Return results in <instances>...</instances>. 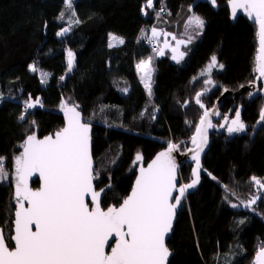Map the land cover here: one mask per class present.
<instances>
[{
	"label": "trees",
	"instance_id": "obj_1",
	"mask_svg": "<svg viewBox=\"0 0 264 264\" xmlns=\"http://www.w3.org/2000/svg\"><path fill=\"white\" fill-rule=\"evenodd\" d=\"M153 3L155 11L146 9L149 14L145 16L140 7L146 5V0H76V11L83 23L64 37H57L56 31L67 26L55 19L63 7L62 0H0V92L4 94L0 102V156L6 157L9 173L13 168L12 157L22 150L19 144L29 131V121H37L38 129L31 130L38 131L40 137L54 132L63 126L60 99L71 97L92 125L95 167L101 169V179L95 183L104 187L111 175L112 189L104 196V203H117L131 189L136 170L132 160L138 151L146 163L167 146V140L186 141L192 135L202 113L192 98L203 85V78L199 82L192 78L211 55L215 54L225 65L223 70H213L214 79L229 90L237 91L240 84L247 85L253 79L258 46L256 25L243 13L231 18L227 0H217V7L206 0H153ZM162 3L161 18H176L192 5L195 13L205 19L206 26L181 64L173 62L169 53L154 59L157 71L153 95L149 98L135 65L141 58L152 55V46L141 29H151ZM109 32L123 38L124 43L109 48ZM65 48H71L77 55L70 73H66ZM33 61L50 74L45 85L40 83L38 73L28 71L27 65ZM62 75L65 80L60 81ZM124 87L128 88L127 93L121 91ZM29 93L33 98L42 97L44 107L29 110L27 119L20 122L17 117ZM220 94V89L213 88L205 96L208 108ZM184 100L190 101L187 108L181 107ZM262 104L264 98L259 94L253 101L247 92H242L223 98L219 111L231 117L234 111L230 109L243 105L242 117L251 132ZM154 108L158 109L156 119L151 118ZM186 119L193 123L185 124ZM222 119L221 115L215 124ZM113 159L117 160L115 165L109 163ZM202 163L221 184L247 200L254 192L249 178L252 175L264 178V131L259 126L251 138L248 134L229 137L225 130L214 131ZM190 165H182L183 182L191 178ZM221 184L202 173L201 183L188 195L167 241L174 253L171 264H217V253L219 264H225L233 253L232 264H251L257 245L264 241V219L248 209L230 207L223 199ZM30 186L36 188L38 180L31 181ZM13 194L10 179L0 182V227H4L6 236L13 219L9 214L10 203L14 212ZM233 202L238 200L233 198ZM254 207L264 214V200ZM245 217L246 223L237 227L235 221ZM5 221L9 223L5 225Z\"/></svg>",
	"mask_w": 264,
	"mask_h": 264
},
{
	"label": "snow or ice",
	"instance_id": "obj_2",
	"mask_svg": "<svg viewBox=\"0 0 264 264\" xmlns=\"http://www.w3.org/2000/svg\"><path fill=\"white\" fill-rule=\"evenodd\" d=\"M75 2L62 0L63 7L55 19L66 22L67 26L56 31L57 37H64L83 23ZM210 3L213 7L218 6L217 0H210ZM227 6L231 18L235 19L242 11L256 25L258 46L254 57V77L247 82V88L251 89L247 95L253 101L257 94L264 98V0H227ZM146 9L155 11L153 0H146V5L140 7L141 14L147 16L149 13ZM163 11L162 3L160 11L156 12L157 19ZM188 11L190 15L184 22L185 30L179 35L153 25L151 34L144 36L152 45V55L141 58L135 67L149 98L153 95L154 74L157 71L154 59L165 56L167 50L171 53L170 59L181 64L191 51L194 40L205 29V19L195 13L192 5H189ZM47 27L45 21L44 28ZM144 32L145 29H141V33ZM161 37L164 38L163 43L160 42ZM114 42L123 44L124 40L109 32L108 47L112 48ZM64 55L66 73H70L76 65L77 55L71 48H65ZM224 68L225 65L213 54L192 78L196 82L203 78L201 89L192 98L202 110L192 135L188 141L167 140V146L158 151L146 167L144 156L138 151L132 160L136 174L131 190L117 203H104V196L112 189L111 175L104 187H98L95 183L101 179V169L95 167L92 125L90 120L84 119L79 104L73 103L71 97L66 99L62 96L59 110L63 113V126L42 138L38 131L31 130L38 129L37 121H29V131L19 144L22 151L12 157L11 173L5 166L6 157L0 156V182L10 179L14 187V212L11 211L12 204H9L10 217L14 218L11 219L9 234L6 236L4 227H0V264H171L170 257L174 253L168 246L167 238L174 230V221L183 210L189 190L201 183L202 173L221 184L202 163V154L210 143L209 129H223L229 137L248 134L250 138L257 126L264 131V104L259 107L258 118L251 125V132L242 117L243 105L230 109L234 111L231 117L220 113L215 105L207 107L204 98L213 88L220 89L221 95L229 91L228 86L214 79L213 70ZM27 69L31 73L39 72L42 85L47 83L50 74L39 69L36 61L29 63ZM59 80H65V75L60 76ZM245 87V84L239 85V88ZM121 91L127 93L128 88L124 87ZM3 100L4 94L0 92V102ZM189 104V100H184L181 107L187 108ZM37 106L44 107L42 97L33 98L29 93L22 102L18 121H25L29 110ZM156 111L158 109L154 108L152 119H156ZM221 115L222 121L214 124L212 117ZM192 123L185 120V124ZM189 143L191 147L187 146ZM175 153L191 161V178L188 182H183L182 165ZM109 163L115 165L117 160ZM37 173L40 185L32 188L29 179ZM249 183L256 192L247 200L240 199L235 190L221 184L225 192L223 199L232 208L243 206L264 219V214L254 207L258 201L264 200V178L252 175ZM233 198L238 203H234ZM247 219H239L235 224L237 227L244 225ZM8 223L5 221V225ZM111 238H114V244H110ZM107 247H110V251L106 250ZM196 247L199 251L198 239ZM236 247L244 251L240 244ZM234 256L233 253L225 264H232ZM215 259L219 264V253ZM251 264H264V241L257 245Z\"/></svg>",
	"mask_w": 264,
	"mask_h": 264
},
{
	"label": "water",
	"instance_id": "obj_3",
	"mask_svg": "<svg viewBox=\"0 0 264 264\" xmlns=\"http://www.w3.org/2000/svg\"><path fill=\"white\" fill-rule=\"evenodd\" d=\"M246 87L245 88H239L237 91H232V90H229L228 92H226V93H224L223 95H221L220 94V96L215 100V102L213 103V105L210 107V108H212L214 105L216 106V108H217V110L219 111V108H220V105H221V101H222V99L223 98H225V97H227V96H229V95H232V96H236V95H239V94H241L242 92H248L249 90H251V89H248L247 88V85H245ZM220 112V111H219ZM62 116H63V113H62ZM220 119V116H213L212 117V120H213V123L215 124L218 120ZM63 120H64V117H63ZM258 127L259 126H257V130H258ZM223 129H219V128H217V129H209V141H210V135L214 132V131H216V132H220V131H222ZM256 130V131H257ZM256 133V132H255ZM254 133V134H255ZM253 134V135H254ZM252 135V136H253ZM43 136H41V138H42ZM189 140V139H188ZM188 140H186V141H188ZM189 147H191V144L189 143ZM166 147V146H165ZM164 148V147H163ZM163 148L162 149H160L159 151H161V150H163ZM207 149H208V146L206 147V150H205V152L202 154V158H203V156H204V154L206 153V151H207ZM22 151V150H21ZM158 152V151H157ZM156 152V153H157ZM155 153V154H156ZM155 154L149 159V161H147L146 163H144V166L146 167L147 166V163H149L150 161H151V159L155 156ZM174 155H176V157H177V160H178V162L181 164V165H183L184 163H189V164H191V161L190 160H188V159H186L183 155H181L180 153H175ZM95 166H96V164H95ZM135 174H136V170H135ZM190 174H191V170H190ZM33 180H38V186L36 187V188H38L39 187V185H40V181H39V175H38V173L37 174H34L32 177H30V179H29V185H30V183H31V181H33ZM134 180H135V175H134V179H133V182H134ZM197 187H198V185H197ZM196 187V188H197ZM195 188V189H196ZM195 189H191V190H189V194L192 192V191H194ZM131 190V189H130ZM130 190H129V192H130ZM188 194V195H189ZM13 218H14V216H13ZM176 221V220H175ZM175 221H174V224H175ZM172 235V233H170L169 234V236H168V238H167V241H168V239L170 238V236ZM115 243V240H114V238H111L110 239V244H114ZM106 250L107 251H110V247H107L106 248Z\"/></svg>",
	"mask_w": 264,
	"mask_h": 264
},
{
	"label": "rangeland",
	"instance_id": "obj_4",
	"mask_svg": "<svg viewBox=\"0 0 264 264\" xmlns=\"http://www.w3.org/2000/svg\"><path fill=\"white\" fill-rule=\"evenodd\" d=\"M212 5V4H211ZM238 13H243L242 11H239ZM190 15L189 11L183 9L179 15L176 18H159L156 19L154 25L158 28V29H163L165 31L168 32H172L175 33L177 35H179L180 33H182L185 29H184V22L187 19V17ZM163 37L160 38V42L163 43ZM118 42H114V45L117 44ZM151 45V44H150ZM152 46V45H151ZM167 53H169V57L171 55L170 52H167L166 50V55ZM159 58V57H158ZM174 62V61H173ZM66 63V61H65ZM39 77L40 74L39 72H37ZM45 85V84H44ZM147 95V94H146ZM32 110V109H30ZM103 141V140H102ZM100 142L99 145H102L103 142ZM189 145V144H188ZM190 146V145H189ZM183 151V150H182ZM253 194L256 192V189L253 187ZM250 198V197H249ZM248 198V199H249ZM238 203V202H236ZM239 208H244L243 206H240ZM245 209V208H244Z\"/></svg>",
	"mask_w": 264,
	"mask_h": 264
},
{
	"label": "crops",
	"instance_id": "obj_5",
	"mask_svg": "<svg viewBox=\"0 0 264 264\" xmlns=\"http://www.w3.org/2000/svg\"><path fill=\"white\" fill-rule=\"evenodd\" d=\"M206 1L210 3V0H206ZM210 4H211V3H210ZM185 10L188 11V9H186V8H185ZM147 30H148V29H147ZM147 30L143 33V34H144L143 36H146V35H150V34H151V31H150L151 29H149L148 31H147ZM146 41L148 42L147 39H146ZM148 44H150V43L148 42ZM150 46H151V45H150Z\"/></svg>",
	"mask_w": 264,
	"mask_h": 264
}]
</instances>
